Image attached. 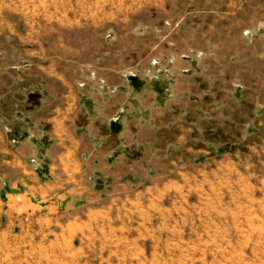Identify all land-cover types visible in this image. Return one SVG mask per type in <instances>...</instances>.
<instances>
[{"label": "rangeland", "instance_id": "rangeland-1", "mask_svg": "<svg viewBox=\"0 0 264 264\" xmlns=\"http://www.w3.org/2000/svg\"><path fill=\"white\" fill-rule=\"evenodd\" d=\"M0 129L87 206L142 198L0 264H264V0H0Z\"/></svg>", "mask_w": 264, "mask_h": 264}, {"label": "crops", "instance_id": "crops-1", "mask_svg": "<svg viewBox=\"0 0 264 264\" xmlns=\"http://www.w3.org/2000/svg\"><path fill=\"white\" fill-rule=\"evenodd\" d=\"M1 140L4 141V137L0 129V143ZM27 143L26 140L25 144L28 145ZM55 146L56 144L52 149ZM43 158V163L47 164L46 181H42L34 171V166L29 164L33 159L32 154L21 155L9 150L1 154L0 240L18 238L35 242L53 239V244H59L66 229L71 227L73 230L77 229L73 237L74 243L79 240L82 245L84 238L88 237V228H93L103 218L112 220L129 216L127 204L131 202L139 205L142 202L140 195L133 200L112 196L103 200L99 208L87 206L86 201L73 195L82 189L75 154H47ZM3 225L7 230H2ZM54 226L60 230L50 231ZM17 228L21 230L17 231ZM106 236L103 238L108 239L109 235ZM36 246L38 245L35 243L34 247Z\"/></svg>", "mask_w": 264, "mask_h": 264}]
</instances>
